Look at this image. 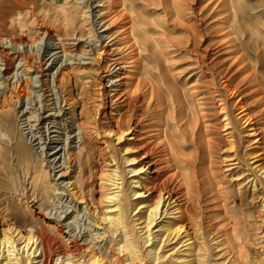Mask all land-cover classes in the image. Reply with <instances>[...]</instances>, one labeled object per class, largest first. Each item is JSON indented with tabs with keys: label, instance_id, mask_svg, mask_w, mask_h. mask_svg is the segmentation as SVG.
<instances>
[{
	"label": "rangeland",
	"instance_id": "obj_1",
	"mask_svg": "<svg viewBox=\"0 0 264 264\" xmlns=\"http://www.w3.org/2000/svg\"><path fill=\"white\" fill-rule=\"evenodd\" d=\"M46 1V5H44L46 8L48 7L50 1H53L57 4H63L66 1L72 7L74 6L73 9L77 11L76 18L77 21L79 20V25H81L79 35L82 36V39L81 41L74 40L73 42V40H70L72 38L71 36L64 35L63 37L68 39L64 42L67 49H74L72 50L74 54H78L85 47L86 50H89L90 47L84 45V41H86L87 38L88 28L92 26L96 29L97 33L100 34L102 46H105L104 49L107 51L103 53L102 57L98 58V61H93V57L96 55L95 51L91 52V55H83L82 58L84 59L80 60L81 62L73 59L68 61L70 64L75 63L74 65H78L80 63L81 68L79 70L85 74V77L81 80L79 79L78 81V83L84 84L85 90L83 89V93L85 96V103L83 107L76 105L74 115L79 117L81 111L85 112L89 110L91 116L98 119L100 127H103V129H110L113 128L114 121L117 119V117L121 114H125V112L128 110V107L131 103V96L135 94L137 89L135 87L137 78L135 77L136 72H133V67H131L134 64L132 61H134L137 56L133 57L135 55L134 47H130L131 42L129 43L126 41L127 39L125 34L128 26L133 22V25L136 27L145 29V36L147 35L146 37H149V42L152 47L156 42L158 43L157 45L161 47V50L167 54L166 56L164 55V59L167 60L165 62L168 68L165 72L169 80L170 76L168 75H173L174 78H171L174 80H171L174 81V85L177 86L175 87L179 89L178 91H183L189 87L193 93L198 94L196 97L197 103L200 104V106L198 104V110L200 109V116H203L201 117L202 119H199L200 121H198L196 127V135L194 136L195 144L188 142L189 137L182 136L184 138L183 139L179 135L176 136V140L180 141L178 142V155L175 156L172 154V156L170 155V159L168 156H164L161 146L156 145L157 143H160V141L154 139L155 133H146L145 131L147 128L142 125L135 127L134 123L130 132H128L120 141H116L115 137L108 136L103 132H100L98 136L91 133V140L89 143L93 149V164L96 165V168L94 169L95 176L92 177L90 180V185L87 188L83 187L82 195L84 199L81 201H75V198H72L65 190L67 188L68 190H71L73 188V185L71 184L77 181L76 168L72 167L73 169H71L72 172L69 174V176H67V173L62 176L60 175V172H58L60 169H63L64 167L67 168L68 166V164H66L68 158L66 151L68 150V147L64 148L62 141L64 140L65 143L69 144L70 149H72L74 153H77L78 148L80 147L79 139L74 138L80 136L79 129L70 110H67L66 107H64V116L56 117V123L59 122V126L56 125V129L53 128L54 124L47 122V127H49L48 129L50 130L46 134H49L50 138H52L51 141L54 143L48 144V141H46V145L40 144L42 147L43 145L44 147L46 146L44 149L48 153V161H53V163H56L55 166L59 167L57 169L55 168L53 173L55 174L54 178L57 180V184L62 182L58 186L56 185L58 188L57 193H61V195H58L60 202L52 200V204L55 207L54 210L45 209L46 211H39L37 210L36 205L33 203L29 204V208H25L23 203L17 201L14 193L11 191V182L9 176L11 175L14 180L18 177L19 173L17 172V168L14 166V159L11 157L8 151L7 143H1L0 235L1 231L7 226L26 230L29 228L28 225L42 223L43 213H51V215L56 213L55 216H57V214L62 216L61 220H64L66 217L65 215H68V219L63 221V225L60 227L62 229V233H53L55 237L57 236L56 238L59 240L60 245H72L71 239H66L69 235H73L74 233L76 234L80 231V236H82V239L76 242V245H78L84 256L82 258L83 260L80 259V261L86 262V259L88 258L87 255L91 252H94L100 259H102V264H154L151 263V254L149 252L150 250L157 249L159 247L160 248L157 250V253L164 254L165 258L162 260V262L164 261V264H166V262L168 264H185L183 258L186 256L187 258L185 261L194 259L196 256L195 250L192 249V253L190 252L191 255L185 252L188 251V248L185 246L186 243H181V241L185 239L177 238L178 240H169L170 242L168 239H165L160 246L158 238L153 237L158 233V227L164 223L163 221L167 220L166 217H170L166 215L164 216V214L160 219L157 220V223H159L158 227L152 228L153 236L150 237L152 239L146 244L142 243V241L145 240V235H142L144 230L141 232L142 228H139L141 226L143 227V224L137 225L143 221V218L138 221H135L138 216L133 217L131 220L129 219L128 222L131 236L137 239L139 250L138 253L140 252L138 255H140V258L142 259L140 262H131L125 258V253H117L118 250L116 241L112 240L113 237L109 236L111 234L104 230L105 225H102L104 223L99 224L101 214L106 211L105 206L109 203L105 202L103 196L104 192H106V189L101 187V184L106 180H103V182L101 181V183L99 182L100 177L104 173L99 176L98 174L100 173L98 170L102 168V172H104L105 165H107L106 168L112 169L113 167L110 165L114 163L112 161V157L115 156L120 167V169H117V171L122 174V181L126 189L130 186L136 187L134 184L129 186V182L133 180L134 177H138L142 181L144 178H146V184L149 188L153 187L152 184L157 185L165 183V188L172 191L173 198L178 199L179 205H184L183 207H192L191 211L194 214L193 219H189L184 223L186 225L185 229L188 231L187 233L190 235V237H192L191 241L195 247L197 201L200 229L201 232L205 234L212 264H231L229 261L233 256H235V253H228V249L231 248L230 240L231 242L233 240L232 231L235 229L239 236H243L244 225L245 229L249 230L250 233L249 239L251 240L249 241L254 242L255 248L261 250V248L264 247L262 246L264 245V208H261L262 204L264 203L261 202L260 198L251 199L249 196L251 190L250 182L254 178V175H252L254 174V171L251 172V169L246 166L247 161H253L247 159L246 153L256 150L258 152L260 151L262 157H264V0H119L118 4L116 5L112 3V0H98L102 1V6H97L98 4L95 2L97 0H88L90 1L89 3L94 1L91 4L92 9H90L88 13H86V9L84 8V4L87 2V0L82 2L81 0ZM120 4H122V6ZM176 6L179 8L180 17L174 15V9H176ZM91 10L93 11L91 12ZM84 13L86 15L92 14V16H90V18L93 17L92 20L90 19L92 23L84 24L86 19V15H82ZM82 23L85 25V27ZM103 24L108 25V27L100 28ZM189 26H193L195 31L198 33V39L195 43H192L191 41L192 38L189 34ZM51 27L52 23L49 22H46L45 24L43 23V25L40 22L34 23L32 26V37H36L38 34L42 33L43 30ZM104 34H107V36L110 38L107 40L103 36ZM73 38L75 39V37ZM187 38H189L191 42L185 44V39ZM88 40L89 39H87V42ZM45 41L46 38H43L39 45H34V49H37L38 51L36 53L41 55L40 58L42 62L44 61L43 63H40V66L42 65L41 69H44V72H42L41 69H38V71L30 69L31 71H27L29 75H25L23 69L21 68L17 72H19V75L22 76L23 81L25 79H28V82L32 81L31 83L34 87L28 88V92L31 94L32 98L35 96H40V100L44 99L42 98L43 92L39 88L40 83H33V79L35 77V80L38 81L39 79L44 78L45 82L48 84L47 89L50 91L48 92L49 99H45L49 101H45L43 104L44 106L50 105V107L53 108V105H51L55 101V96L53 93L55 92V94L58 95V91L54 88L56 85L55 83H52L51 86L49 85L50 81L55 78V76L58 74V71L67 75L68 73L71 74L74 73L73 71L79 70L76 69L71 71L68 67L61 68L60 63L57 60V57L61 55L60 53L52 57L51 60H48L51 57V53L58 52V50L54 51L53 47L49 48V53H43L42 47ZM95 41L96 39L94 42ZM95 45H93V47L95 46L96 49L99 48V44L97 42H95ZM163 49H165L167 53ZM53 59L56 60H54L53 64H51ZM154 59L156 60L154 57L151 59L153 62L150 61L147 64V67L149 71H152L153 78L157 80V76L155 74L156 69H154V67H157V65L160 64V61L158 60L157 63V60L155 61ZM15 65L21 67L22 62L20 61L18 64L15 63ZM70 77H72L70 79V89L73 96L77 99V81L74 79V76L70 75ZM108 77L112 79L114 78L113 80L116 82H108ZM14 81L15 80H12L11 83ZM223 83L229 84V87L234 90L231 96L225 92ZM5 84L6 83H3V85ZM21 100L22 103H16V108L19 112L17 114V119L22 113L32 109L33 107V104H28L29 101L25 97L21 96ZM152 102L153 101L140 99L138 102H136V107L139 111L137 113L143 114V107L147 104L151 105V111H155L156 107L153 105L154 102ZM24 103H27V105L25 106ZM241 105L250 116L254 129L257 130L258 143H248L247 139L251 138H244L246 127L243 121H239L240 115L238 114V110H240L238 108ZM7 108L8 107L5 109ZM221 108L224 110L222 109L220 112ZM39 112L41 115H43L42 117H46L49 113L47 108H44V111L40 110ZM225 113L226 115H229L226 117L230 120V125L227 130L226 128L224 130L222 128V126L225 124V121H223V119L226 118L224 117ZM148 118L149 117L144 118V124L145 121L146 123L148 122ZM35 120V118L31 120L32 125H34L32 127V131H35L37 126L38 128L43 127V124L38 125L39 123L35 122ZM81 120L84 121V118L82 117ZM19 124L21 132L24 133V135H26L29 139L31 137L29 135L30 129L26 126V123H23V120L20 121ZM73 129H76V131L72 133L71 131ZM51 131L55 132L51 133ZM228 132H232L230 136L227 134ZM151 134L154 137L148 140L147 138L151 136ZM38 136L39 134H37L36 137ZM229 139L235 142V149L229 148ZM35 143H38V141ZM39 143H43V141H40ZM55 144L58 146V148L56 150H51L52 147L56 146ZM47 145L50 146L47 148ZM147 145L154 148L157 153H147L146 158H143V160L139 155L146 151L145 147ZM38 146L39 145H35V148ZM41 146L37 151L42 148ZM60 148L62 149L60 152H58L56 155H52ZM124 150L127 152L123 153L122 151ZM234 153L237 154L236 157L239 158L238 161L240 163L237 161L238 164L232 165L233 168L235 166L236 170H228L227 165L233 162L231 160L232 158H229L228 156H231ZM99 155H103V158H100V164L98 166L95 159H98ZM128 156L136 157L137 160L135 164L128 163L127 165L122 163V158ZM140 161L143 163L146 162V171L141 172V174H137L136 176H133L134 173H128V170L133 166H137ZM71 165H75V162L72 161ZM237 167L241 169L243 178L246 176L249 178V180L246 179L240 185H236V172L237 169H239ZM96 169L97 171H95ZM184 169L186 171H184ZM70 176L74 178L69 179ZM257 178L260 179L258 176ZM67 184L68 186L66 187ZM261 186L263 187V184H257V189L260 191L263 190ZM238 189H240L242 192L243 203L247 204L249 210L246 209V207L241 209L238 201H233ZM75 190L76 189H73L72 191L74 192ZM147 194L155 195L153 190L146 193L144 196ZM188 198H190L189 201H187ZM143 199L144 198H141L140 200ZM85 203H87L86 207ZM65 206L69 207L70 209H68L66 214L63 215L61 211L64 210L63 207ZM73 206L77 208L79 215H75L74 210L76 208ZM132 214L133 213L130 215L131 217ZM73 216H76V219L72 218ZM246 219L249 220V223H245ZM184 235L185 234H183L181 237ZM227 240L228 242H226ZM1 248L2 247H0V251ZM175 248H177L176 251ZM20 250L18 251L19 253L24 252V250L26 252V249H23L22 251ZM58 250L59 249H54V253H52L51 256V261L49 262L50 264H53L54 260L56 259ZM3 251L5 255V248ZM18 252L16 250L12 252L11 257L13 254L18 255ZM4 255L0 254V261L4 259ZM24 257H26V254ZM12 258H14V256Z\"/></svg>",
	"mask_w": 264,
	"mask_h": 264
},
{
	"label": "bare ground",
	"instance_id": "obj_2",
	"mask_svg": "<svg viewBox=\"0 0 264 264\" xmlns=\"http://www.w3.org/2000/svg\"><path fill=\"white\" fill-rule=\"evenodd\" d=\"M82 1L84 0H81V2ZM46 2H47L46 0H0V110H1L0 112V115H1L0 116L1 117L0 118V144L1 143L5 144V142L7 143L8 151L11 157L14 159L13 161L15 162V165L14 164L12 165H14L17 168V172L19 173L18 177L14 180L11 175L9 176L10 182H11L10 185H11L12 193H14V196L17 199V201L23 203V206L25 208H29L30 207L29 204L33 203L34 205H36V208L39 211L40 210L44 211L45 209L54 210L55 207L52 204L53 203L52 200H55L56 202L57 201L60 202V200L58 199V195H61V193H57V190H58L57 186L61 184L62 182L57 184V180L54 178L55 174H53L54 169L55 168L57 169L59 167L58 166L56 167L55 166L56 163H53V161L52 162L48 161V158H47L48 153L44 149L46 146L44 147L43 145L42 147L40 144H45L46 141H48V144L54 143L51 141L52 138H50L49 134H46L50 130L48 129L49 127H47V122L54 124L53 128L56 129L57 128L56 125L59 126L58 124L59 122L56 123V117L64 116V110H65L64 107H66L67 110H70L71 114L73 115V119L79 129L80 136L74 137V138L79 139L80 147L78 148L77 153H74L72 149H70V145L65 143L64 140L62 141V145L64 146V148L68 147V150L66 151L68 158H67V161L65 160L68 166L67 168L64 167L65 169L64 168L60 169L58 172H60V175L62 176L66 173H67V176H69V174L72 172L71 171V169H73L72 167L76 168L75 170H77V181L71 184L73 185V188L71 190H68V188L65 190L70 194L72 198H75V201H81L82 199H84L82 195L83 187L87 188L90 185V180L92 179L93 176H95L94 169L96 168V165L93 164L94 162L93 149L89 143L91 140V133L98 136L100 132H103L104 134L108 136L115 137L116 141H120L125 137V135L128 132H130L134 123H135V127L138 125H142L147 128V130L145 131L146 133L148 134L155 133L154 139L160 141V143H157L156 145H160L162 148V152H164V156H168V158L170 159V155L171 156L172 154H174L175 156L178 155V151H179L178 142L180 141L176 140V136L179 135L181 137L182 136L189 137L188 142H190L191 144H195L194 136L196 135V127H197L198 121H200L199 119H202L201 117L203 116V115L200 116L199 114L200 109L198 110V107L200 106V104L197 103V98H196L198 94L193 93V91L189 87L183 91L181 90L178 91L179 89H177L176 88L177 86L174 85L173 75L171 74L168 75L170 76V80H169L165 72L166 69L168 68L165 62L167 60L164 59V55L166 56L167 54H165L161 50V47H159L157 45L158 43L156 42L154 44L152 43L153 44V47H152L149 42V37L147 38L146 37L147 35L145 36V33H146L145 29L141 27H136L135 25H133L134 24L133 22L131 25L128 26L125 34H126V39H127L126 41L129 43L131 42L130 47H134L135 55L133 57L137 56L136 57L137 60L136 58L134 60L132 57V59L134 60L132 62L134 64L133 66H131L133 67L132 71L136 72L135 77L137 78L135 82V87L137 89H136L135 94L133 93L134 95L131 96V99H130L131 103H130V106L128 107V110L125 112V114H121L117 117V119L114 121L113 128H110V129H103V127H100L98 119L91 116V113L89 112V110L85 112L81 111L79 114V117L74 115L76 105H80L83 107L85 103V96L83 93V89L85 90L84 84L78 83L79 79L81 80L82 78L85 77V74L83 72H80L79 70L81 68L80 63L78 65H74L75 63L70 64L68 63V61L72 59L77 60V61L83 60L84 59L82 58L83 55H91L90 53L93 51H95L96 53V55H94L95 57H93V61H98V58L102 57L103 53L107 51L104 49L105 46H102V43L100 41L101 40L100 34H98L96 29L90 25H89L90 27L88 28V32H87L88 34H87L86 41H84V45H86L87 47H90V49L86 50V47H85L78 54L76 53L74 54L72 52V50L74 49H67L64 42L67 41L68 39H65L63 37L64 35L71 36L72 38L75 37V39L74 38L70 39V40H73V42L74 40L81 41L82 39V36L79 35L81 25H79L78 23L79 20L77 21V18H76L77 11L73 9L74 6L72 7L66 1L63 4H57V3H54L53 1H50L49 4L47 3L48 4L47 8L44 6L46 5ZM74 2H77V1H74ZM89 2L90 1L87 0V2L84 4L85 6L83 5L84 8L86 9V13H88V11L92 9L91 4L94 1L92 3H89ZM95 2L96 4H98L97 6L103 5V3H101L102 1L97 0ZM118 2L119 0H112V3L114 5L118 4ZM120 5L122 6V4ZM92 11L93 10H91V12ZM179 14H180L179 8L176 6V9H174V15H176L177 17H180ZM82 15L85 16L86 14L84 13ZM90 16H92V14L86 15L84 24L92 23L91 20L93 17L90 18ZM37 22L42 23V25L43 23L45 24L46 22L52 23L53 28L52 27L46 28L45 30H43L42 33L38 34L37 36L35 35L36 37H32V34H31L33 31L32 26L34 23H37ZM84 24L83 26L85 27ZM103 27H108V25L103 24L101 25L100 28H103ZM188 29H189L190 37L192 38L191 40L192 43L197 42V39H198L197 31H195L193 26H189ZM103 36L107 40L110 38L107 36V34H104ZM43 38L44 39L46 38V41L43 43V47H42L43 53H49L48 51L49 48H53V47H54L53 49L54 51L58 50V52H52L51 55L49 54L51 57L48 60H51L52 57L60 53L61 55L57 57V60L60 63L61 68L68 67L69 70L71 71L76 70V69L79 70V71H73L74 73L70 72L71 74L68 73L67 75L60 73V71H58V74L56 73L57 75L55 76V78H53V80L50 81L49 85L51 86L52 83H55L56 85L54 86V88L57 89L58 91L57 93L58 95H56L55 92L53 93V95L55 96L54 98L55 101L54 103L51 104L53 105V108H51L50 105H47V103H46L47 106H44L43 104L45 101L47 102L49 101L45 99L47 98L49 99L48 92L50 91L47 89L48 84L45 82L44 78L39 79L38 81L35 80V77L33 79L34 80L33 83L35 82L40 83L39 88L43 92L42 98H44L43 100H40V96H35L34 98H32L31 94L28 92V88L34 87L31 83L32 81L28 82L27 81L28 79H25L24 80L25 83H24V81L22 80V76L19 75V72H17L21 68L23 69V72L25 75H29L27 71H29L30 69H33L35 71H38V69H41V66H42V65L40 66V63L42 62L40 58L41 55L36 53L38 51L37 49H34V45H39ZM87 39H89L88 42H87ZM95 39H96L95 42L99 44L98 45L99 48L97 49L95 48L96 46L94 42ZM185 40H186L185 44H187L188 42H191L189 38ZM163 43H164V40H163ZM72 45L74 46L73 43ZM93 45L95 46L93 47ZM153 57L156 58L157 61L155 59L154 60L157 63H158V60L160 61V64H158L157 67L154 65L155 66L154 69H156L155 74L157 76V80L153 78L152 71L151 70L149 71L147 67V64L150 61L153 62L151 60ZM54 60L56 59H53L51 64H53ZM20 61L22 62L21 67H18L17 65H15V63L18 64ZM42 72H44V69L42 70ZM70 75L74 76V79L77 81L76 82L77 83L76 84L77 99L76 97L73 96L72 91L70 89V83H71L70 79L72 78L70 77ZM108 78H109L108 82H116L115 80H113L114 78L113 79L110 77ZM12 80H15V81L11 83ZM3 83H6V84L3 85ZM223 87L225 89V92L231 96L234 90L229 87V84L226 83L223 85ZM21 96L25 97L29 101L28 103L29 105L33 104V107L32 109H29L28 111L22 113L21 116H19V118L17 119V114L19 112L16 108V103H19V104L22 103ZM140 99L142 100L145 99L147 101H153L154 103L153 102L152 103L156 107V110L151 111L152 110L150 108L151 105L147 104L143 107V114H138L137 112L139 111L137 110L136 102H138ZM26 105L27 103L25 104V106ZM6 107L8 108L5 109ZM44 108H47V110L49 111L46 117H42L43 115H41L39 112L40 110L44 111ZM222 109L223 108L220 109V112L222 111ZM238 109H240L238 110L239 111L238 114L240 115L239 121H243L246 127L245 134L243 133L244 138L246 137L251 138V139H247L248 143H251V144L258 143L257 130L254 129L250 116L248 115V113L246 112V110L244 109L242 105ZM226 116L228 117L229 115H226L225 113L224 117ZM82 117L84 118V121L81 120ZM145 117H149L148 118L149 120L147 123L145 121V124H144ZM227 117L223 119V121H225V124L224 125L222 124L223 130L225 128L227 130L230 125V120ZM33 118L36 119L35 122L39 123L38 125L43 124L42 125L43 127L38 128L37 126L35 128V131H32V127L34 125H32L31 120ZM22 120H23V123H26V126L30 129L29 135L31 137L29 139L26 135H24V133L21 132V129L19 127L20 126L19 123ZM231 126H232V123H231ZM75 131L76 129H73L71 132L73 133ZM54 132L55 131H51V133H54ZM231 133L232 132H228L227 134H229L230 136ZM37 134H39L38 137H36ZM153 137L154 136H152L151 134V136H149L147 139L150 140ZM229 140H228L229 148L235 149V142L232 141L231 139ZM37 141L38 143H35ZM40 141H43V143H39ZM35 145H39V146L35 148ZM40 146L42 148L39 151H37L40 148ZM48 146L50 145H47V148ZM57 148L58 146L56 145L52 147L51 150H56ZM145 148H146V151L142 153L141 155H139L142 159L146 158L147 153L149 154L157 153L155 149L150 147L149 145H147ZM61 150H62L61 148L58 149L52 155H56ZM122 152L125 153L127 151L124 150ZM259 152L255 150L253 152L246 153L247 159L253 160L252 162L247 161L246 166H248V168L251 169V172L254 171V174H252L254 175V178L250 182L251 190H250L249 196L251 197V199L260 198L261 202L264 203V163H263L264 157H262L261 152L260 153ZM102 156L103 155H99V158L95 159L98 166L100 164L99 162L100 158H103ZM236 156L237 154L235 153L231 156H228L229 158H232L231 160L233 161L231 162V164L227 165L228 170L230 169L236 170L235 166L234 168L232 166V165L238 164L237 161L239 160V158ZM136 160H137L136 157L128 156V157L122 158V163L127 164V165L128 163L135 164ZM72 161L75 162V165H71ZM112 161L114 162L112 165H110L113 167L112 169L106 168L107 165L105 166L102 165L104 166V172H102L103 171L102 168L98 170V172L100 173L98 174L99 176L102 173L105 174V175L103 174L104 176L102 175L100 177L99 182L101 183V181L103 182V180H106L101 184V187H103V189H106L105 190L106 192H104V190L102 189L104 192L103 194L104 200L105 202L110 204V205L108 204L105 206L106 211H104L101 214L99 224L104 223L102 224V225H105L104 230L111 234L109 236L113 237L112 240L116 241L117 250H118L117 253H125L126 255L125 258H127V260H130L131 262H134V261L140 262L142 259L140 258L141 256L138 255L140 252L138 253L139 250H138V245H137L138 244L137 239L131 236L128 221L129 219L131 220L135 216H138L137 219H135V221H138L143 218V221L138 223L137 225L143 224V227L141 226L139 228H142L141 232L144 230L142 235H145L144 236L145 240H143L144 242L142 241V243L146 244L150 242L152 239L150 238L153 236L152 228L158 227L159 223H157V220L160 219L161 216L164 214V216L166 215L170 217H166L167 220L163 221L164 223L158 227V233L155 236H153V237L158 238L160 246H161V243H163L165 239L166 240L168 239V241L177 239V238L185 239L181 241L182 244L186 243L185 246L188 248V251H185V252L191 255L190 252L192 253V249H193L195 250V255H196L194 259H190L186 261L185 259L187 258V256L183 258L185 264H191V263L193 264H212L210 260L211 255H210L209 247L206 243L205 234L201 232V229H200L197 201H196V247H195L191 241L192 237H190V235L187 233L188 231L185 229L186 225L184 223L185 221L189 219L191 220L193 219L194 214L191 211L192 207L191 206L183 207L184 205H179L178 199L173 198L172 191L170 189L167 190L165 188V183H161L157 185L152 184L153 187L149 188L148 185L146 184L147 182L146 178H144L142 181L140 180V178L134 177L133 180L129 182V186L131 184H134L136 185V187L130 186L129 188L126 189L122 181L123 179L122 174H120V172L117 171V169H120V167H119V162L117 163L115 156L112 157ZM145 167H146V162L143 163L142 161H140L137 166L131 167L128 170V173H134L133 176H136L137 174H141V172H145L146 171ZM95 171H97V169ZM184 171L186 170L184 169ZM236 173H237L236 185L242 184L246 179L249 180L247 176L243 178V173L240 168L237 169ZM257 176L260 177V179L257 178ZM73 178L74 177H71V176L69 177V179H73ZM52 181H55V182H52ZM258 183L263 184V187L261 186L263 188L262 191L257 189ZM67 186L68 184L66 185V187ZM73 189H76V190L73 192L72 191ZM151 190H153L155 195H152L153 194L152 193L151 195L147 194L146 196H144L146 193L150 192ZM242 195H243L242 192L240 191V189H238L236 192V195L234 196L233 201L235 202L238 201L241 209H244L243 207H246V209L249 210L247 204L243 203ZM141 198H144V199L140 200ZM189 200L190 198H188L187 201ZM86 204L87 203H85V207L87 206ZM100 204H104V203H100ZM63 208L64 210L61 211V213L65 215L67 210L70 208L66 206ZM261 208H264V204H262ZM74 213L75 215L77 214L79 215V213L77 212V208L74 210ZM131 213H133L132 217L130 216ZM55 215L56 213L52 215L51 213H47V214L46 212L43 213L42 215L43 222L35 223L33 225H28L29 228L26 230L21 229V228L12 227V226H7L5 229H3L0 235V247H2L0 254L4 255V251H3L4 248L6 250V254L4 255L5 256L4 259L0 261V264H16V263L18 264H50L49 262L51 261V256H52V253H54V249H59V250L57 252V256L55 255L56 259L54 260L53 264H84V263L85 264H102L101 262L102 259H100L97 256V254H95L94 252H91L90 254L87 255L88 258L86 259L87 260L86 262L80 261V259L84 257L82 254V251H80L78 245H76V242L82 239V236H80L81 235L80 231L77 232L76 234L74 233L73 235L72 234L69 235L68 238L66 239V240L71 239L72 245H69V246L60 245L59 240L56 238L57 236L55 237L53 233L55 232L56 234L62 233V229L60 227H62L63 225L62 222L68 219V215H65L66 217L64 220H61L62 216L58 214L57 216ZM75 217L76 216H73L72 218H75ZM248 221L249 220L246 219L245 223H249ZM244 226H243L244 228L243 236H239L235 229H233L232 231L233 240L232 242L230 240L231 248L228 249L229 250L228 253L229 254L235 253V256H233L229 262H231V264H264V247H262L261 250L255 248L254 242L249 241L251 240L249 239L250 238L249 230L245 229ZM183 234L185 235L181 237ZM226 242H228V240ZM245 242H249V243H245ZM159 248L157 249L151 248L152 250H150L149 252L151 254V263L164 264V261L162 262V260L165 258L164 254L157 253V250H159ZM23 249H26V252L25 250L24 252H21V253L18 252L19 250L22 251ZM176 249L177 248H175V251ZM15 250L19 254L18 255L13 254L14 258H12L13 256L11 257V253L14 252ZM25 254H26V257H24ZM166 264L168 263L166 262Z\"/></svg>",
	"mask_w": 264,
	"mask_h": 264
}]
</instances>
